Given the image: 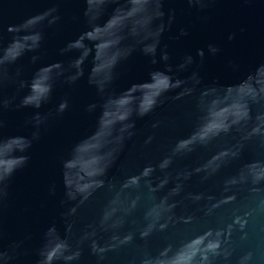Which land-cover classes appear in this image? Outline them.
<instances>
[{"label": "water", "instance_id": "obj_1", "mask_svg": "<svg viewBox=\"0 0 264 264\" xmlns=\"http://www.w3.org/2000/svg\"><path fill=\"white\" fill-rule=\"evenodd\" d=\"M0 264H264V0H0Z\"/></svg>", "mask_w": 264, "mask_h": 264}, {"label": "clouds", "instance_id": "obj_2", "mask_svg": "<svg viewBox=\"0 0 264 264\" xmlns=\"http://www.w3.org/2000/svg\"><path fill=\"white\" fill-rule=\"evenodd\" d=\"M217 49H213V51H216ZM209 247H214V245H209ZM95 250V249H94ZM101 251H103V249H101ZM78 255V253H77Z\"/></svg>", "mask_w": 264, "mask_h": 264}]
</instances>
